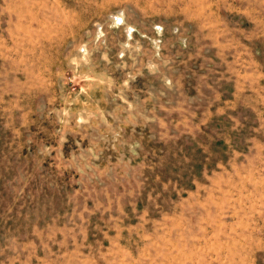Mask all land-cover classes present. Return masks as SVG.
<instances>
[{"label": "rangeland", "instance_id": "rangeland-1", "mask_svg": "<svg viewBox=\"0 0 264 264\" xmlns=\"http://www.w3.org/2000/svg\"><path fill=\"white\" fill-rule=\"evenodd\" d=\"M0 264H264V0H0Z\"/></svg>", "mask_w": 264, "mask_h": 264}]
</instances>
